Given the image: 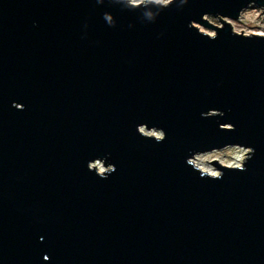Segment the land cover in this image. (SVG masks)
Segmentation results:
<instances>
[{
  "label": "water",
  "instance_id": "1",
  "mask_svg": "<svg viewBox=\"0 0 264 264\" xmlns=\"http://www.w3.org/2000/svg\"><path fill=\"white\" fill-rule=\"evenodd\" d=\"M253 5L0 0V264H264Z\"/></svg>",
  "mask_w": 264,
  "mask_h": 264
},
{
  "label": "rangeland",
  "instance_id": "2",
  "mask_svg": "<svg viewBox=\"0 0 264 264\" xmlns=\"http://www.w3.org/2000/svg\"><path fill=\"white\" fill-rule=\"evenodd\" d=\"M131 1L134 3L143 2V0H131ZM154 1L161 3H168L170 0H154ZM208 19L214 25L217 26L222 25V22L220 21L219 18L208 16ZM226 20L232 24V27L236 32L244 33V34H256L259 32L264 33V9L258 8L254 5L243 11L240 19L232 20L226 18ZM197 26L206 33H210L212 35L215 34V31L210 28H206L199 24H197ZM142 130L147 134L162 136V132L159 130L148 131L145 128H142ZM248 152H249L248 150L240 147H227L222 150H215L208 153L198 154L195 157H198L200 159L197 161L199 162L202 161L205 166L215 169L218 172L217 174H220L219 170H217V168L210 162L217 159L224 165L240 166L245 161L247 157L246 153ZM194 158L192 159V162ZM94 165H97L98 170L99 168H103L104 169L103 171L108 170V168L105 167L101 162H96L94 163Z\"/></svg>",
  "mask_w": 264,
  "mask_h": 264
},
{
  "label": "bare ground",
  "instance_id": "3",
  "mask_svg": "<svg viewBox=\"0 0 264 264\" xmlns=\"http://www.w3.org/2000/svg\"><path fill=\"white\" fill-rule=\"evenodd\" d=\"M256 34H264V33L263 32H259V33H256ZM197 160H200V159L198 157H195L194 160H193V163L197 167H199L203 171H206V172H208L210 174L217 175L218 172L215 169L209 168V167L205 166L202 161L199 162ZM95 166L97 167V165H95ZM99 170L102 172L104 169L103 168H99Z\"/></svg>",
  "mask_w": 264,
  "mask_h": 264
}]
</instances>
